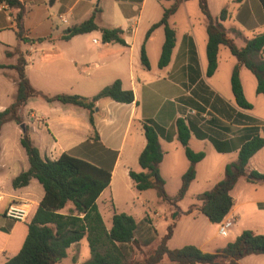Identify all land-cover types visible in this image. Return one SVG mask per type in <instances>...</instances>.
I'll list each match as a JSON object with an SVG mask.
<instances>
[{"label":"crops","instance_id":"obj_1","mask_svg":"<svg viewBox=\"0 0 264 264\" xmlns=\"http://www.w3.org/2000/svg\"><path fill=\"white\" fill-rule=\"evenodd\" d=\"M21 1L27 8L24 19L27 36L47 40L32 45L21 42L14 31L13 13L0 0L1 64L14 65L17 61V56H7V51L13 52L15 48H19L26 52L27 76L34 88L48 96L68 93L90 98L96 95H93L94 89H103L116 80L122 82L125 90L134 92L133 103H119L108 98L97 102L94 114L96 132L92 130L87 112L74 106L49 103L43 98L41 100L45 104L41 105V102L33 101L36 99L34 98L28 101L22 111L23 116L28 115V121L32 119L43 124L47 130V135H43L40 127L34 125L29 129L42 157L55 160L66 153L111 171V183L97 201L105 222L100 203L103 204L105 194L110 193L108 222H105L108 229L112 226L115 211L127 213L137 222L150 216L152 226H160V221L146 211L147 200L141 201L144 209L137 216L134 203L121 200L122 188L114 189L115 180L123 177L125 188L131 186L137 190L129 172L142 171L139 156L146 146L143 121L152 119L171 132L170 141L160 138L164 152L160 171L166 185L168 178L164 173V166L174 163L178 155H174V151H179L180 146L179 153L185 152L175 134V123L179 117L185 118L192 130L190 148L206 154L197 167L207 159L208 153L216 152L222 156L223 162L218 170L221 168L223 174L214 182V186L223 179L226 165L237 160L240 148L248 139L255 135L264 138V96L257 94V80L252 72L245 66L240 69L241 83L247 100L253 106L252 110H243L236 105L231 75L238 60L231 54L226 65H222L221 54L225 46L220 48L215 74L212 77L206 76L207 19L204 20L199 15L201 10L198 0L197 9L195 0H182L177 12L169 19L170 26L176 30V46L169 65L163 69L159 68L158 62L165 42L164 27L157 28L147 40L146 34L162 19L164 10L170 8L174 1ZM208 4L213 17H218L224 8L228 9L229 16L222 24L239 47H244L255 35L264 33V0H243L239 4L236 0H208ZM96 9H99L96 19L98 26L120 28L125 44L100 43L96 38H91L95 31L74 36L68 41L61 39L65 29L82 23ZM143 46L149 58L150 69H146L141 62ZM100 69L97 78H89L93 71ZM17 82L18 74L15 70H0V112L14 102ZM7 124L0 132V264H5L21 250L28 234V223L44 196H35L33 193L32 180L36 179H32L26 187H13L14 179L27 171L30 164L27 166L23 162L20 136L11 144L8 143L9 138L3 140ZM134 127L136 132L132 145L129 146L128 140ZM15 128L19 135L22 131L20 125L17 124ZM198 133L207 138L200 139ZM213 141L219 143L224 151L219 152ZM189 164L187 159V163L180 168L181 179ZM247 171L264 174V147L250 159ZM118 186L122 187L120 184ZM231 195L234 207L223 221L232 222L228 235L219 234L221 223H211L214 229L210 233H203L197 238V242H189L187 245H194L203 252L215 253L233 242L244 230L264 235V219L257 214L260 211L259 205L264 204V183H252L242 178ZM12 203L31 205L27 222L14 221L5 216L6 209ZM63 212H67V209ZM195 212L200 211L196 209L189 214L185 213L184 218L192 217ZM154 216L162 219L158 212ZM176 219L175 228L182 220ZM252 222L258 225L251 226ZM171 240L168 242L169 248L183 247H171ZM160 264L173 263L165 258ZM240 264H264V254L247 256Z\"/></svg>","mask_w":264,"mask_h":264},{"label":"trees","instance_id":"obj_2","mask_svg":"<svg viewBox=\"0 0 264 264\" xmlns=\"http://www.w3.org/2000/svg\"><path fill=\"white\" fill-rule=\"evenodd\" d=\"M6 3L14 16V31L18 39L28 45L42 43L47 38L31 39L27 36L24 19L27 12L21 0H1ZM174 1L166 8L162 19L155 23L147 32L146 40L160 27L165 30V42L158 62L159 68L167 67L171 61L176 46V30L169 24V19L177 12L182 0ZM243 0H236L239 4ZM202 14L207 19V77H212L218 68V58L221 46L229 49L238 60L231 75V87L236 105L243 110H252V104L247 100L240 79V69L245 66L256 77V92L264 96V33L249 39L244 47H239L229 36L223 22L227 20L229 11L224 8L218 17H213L208 0H198ZM99 9L80 24L68 27L61 39L68 41L74 36L100 31L104 43L125 44L123 31L120 28H100L97 23ZM7 56L16 55L14 65L0 63V70L13 69L18 74L17 92L14 102L0 112V132L9 122L23 125L22 111L28 101L43 98L52 103L74 106L85 110L93 132H96L94 114L97 102L108 98L119 103H133L135 95L132 90H125L120 80L104 87L93 97L76 94H57L48 96L31 84L26 69L28 60L26 52L15 48L7 51ZM141 62L150 69V62L145 46L141 50ZM146 146L139 156L141 172L131 170L129 176L139 192L153 190L163 203L177 205L186 196L191 183L196 178V165L206 154L195 152L189 146L192 130L183 117L176 120V136L185 150L190 166L182 177V184L175 196H170L165 188L166 182L161 175L160 164L164 158L160 138L171 140L170 130L160 126L156 121L148 119L142 122ZM201 138L206 135L197 134ZM216 149L223 152L219 143L213 141ZM21 145L24 148L30 168L21 173L13 181L16 189L26 187L32 179H36L43 187L44 196L33 217L28 223V234L19 253L5 264H58L67 257L68 249L87 238L91 258L82 264H160L167 258L173 264H240V261L250 255L264 254V235L252 230H244L233 242L215 253L203 252L194 245L179 249L168 246L175 223H172L167 234L150 249L141 260H133L135 249L150 247L158 240V233L152 226V219L146 216L137 222L135 218L124 212L115 211L112 216V226L108 229L97 201L111 183L112 173L86 160L63 153L58 159L51 160L42 157L39 149L29 135V127L23 132ZM264 147V138L255 135L248 139L240 148L236 161L225 167L224 177L211 190L199 196L201 205L199 211L213 224H220L234 207L231 195L240 179L252 183H264V174L257 171L248 173L247 165L250 159ZM264 209V206L261 205ZM67 209V212H63ZM192 212V208L187 214Z\"/></svg>","mask_w":264,"mask_h":264},{"label":"rangeland","instance_id":"obj_3","mask_svg":"<svg viewBox=\"0 0 264 264\" xmlns=\"http://www.w3.org/2000/svg\"><path fill=\"white\" fill-rule=\"evenodd\" d=\"M195 7L198 5L197 0H195ZM197 9V7H196ZM201 17L205 20V16L200 12ZM97 23V21H96ZM98 25V23H97ZM91 38H96L97 40L103 42L102 40V34L100 31H95L94 33L91 34ZM222 54H221V62L222 65H226V62L228 61L229 57H231V53L227 47L222 48ZM157 60V59H155ZM153 62V59H152ZM156 68V64L154 61V69ZM100 70L93 71L89 78L94 79L97 78L98 73H100ZM108 86V85H107ZM102 89H94L93 95L97 94L100 92ZM68 94V93H64ZM33 101H36L38 103H42L41 105H44L45 102L41 100V98H36ZM40 105V104H39ZM168 105V104H167ZM166 105V107H167ZM23 117V124H27L29 129H31L34 125L36 127H40L43 129V135H47V130L45 129V126L43 124H40L38 122L28 121V115L27 114H22ZM16 123L10 122L7 124V126L4 128V136L3 140L6 138L8 139V143H12L18 136L22 138L23 131H20V134L18 135V131H16ZM21 130V129H20ZM136 129L135 127L132 129V133L129 137L128 140V145L131 146L132 141L134 139ZM29 135L32 139L33 135L29 130ZM48 137V136H47ZM5 143V141H4ZM181 145V144H179ZM21 146V145H20ZM22 147V146H21ZM179 147V146H178ZM181 147V146H180ZM179 147V151L180 148ZM23 151V162L29 166V161L27 154L23 148H21ZM203 150V149H202ZM179 151H174V155L178 154L176 156V160L174 163H168L164 166V173L166 177L168 178L167 180V185H165L167 193L171 196L177 194L178 189L181 187V182L182 179L180 177V168L184 163H187V157L185 155V152L182 154L179 153ZM43 152V151H42ZM209 152V151H208ZM43 154V153H42ZM222 156L217 154L216 152L208 153L207 159L200 164L198 167L196 165V178L195 180L191 183L190 188L181 201L177 203V205H171L168 203H163L160 201L158 198L157 194L153 190L145 191V192H139L138 190H134L135 188H128L124 187V180L123 177H119L115 180V185L114 189L119 190L122 188V196L121 200H127L131 201L134 203V210H137L135 214L138 216L140 212L144 209L143 206H141V201L142 200H147L146 204V211L151 212L153 218L156 220L160 221V226L155 227L157 233H158V240L154 242L150 247L142 248V250H137L135 249V252L132 255L133 260H141L143 257H145L150 249H153L156 247L158 242L161 240V238L167 234L169 226L174 223L175 218L176 221L179 219H182L178 223V227L174 229V236L173 239L170 242L171 247H176V246H187L189 242H195L197 238L200 237L203 233H210L213 229L211 226V222L204 216L201 212H195L192 217L189 218H184L185 213H187L191 208L192 212L196 211L198 207L201 205V202L199 200V196L213 188L214 182L222 177L223 171L222 169L219 168ZM204 160V159H203ZM202 160V161H203ZM201 161V162H202ZM190 165V164H189ZM184 170V169H183ZM222 180V179H221ZM220 180V181H221ZM219 181V182H220ZM118 184L122 185V187H119ZM32 186H33V193L35 196H43L44 195V190L42 185L37 181V180H32ZM124 190V191H123ZM110 193L107 192L104 196L103 204L100 203V206H102L103 214L105 217V222H108V213H107V206L110 204ZM264 206V204H261ZM259 205V214L258 216L261 217V219H264V209L262 206ZM155 212H158L159 215L162 217H155L154 214ZM161 219V220H160ZM251 226L258 225V223H250ZM197 242V241H196ZM68 255L66 258H64L62 261H60L58 264H82L86 261H88L91 258V251L90 247L88 244L87 238L82 239L79 243L71 246L68 251Z\"/></svg>","mask_w":264,"mask_h":264},{"label":"built area","instance_id":"obj_4","mask_svg":"<svg viewBox=\"0 0 264 264\" xmlns=\"http://www.w3.org/2000/svg\"><path fill=\"white\" fill-rule=\"evenodd\" d=\"M94 42L97 43V40H94ZM30 208L31 205L29 203H12L6 209L5 216L14 221L27 222L30 217V212H31ZM231 224H232L231 221H226L221 223L219 225V234L222 236H227Z\"/></svg>","mask_w":264,"mask_h":264},{"label":"water","instance_id":"obj_5","mask_svg":"<svg viewBox=\"0 0 264 264\" xmlns=\"http://www.w3.org/2000/svg\"><path fill=\"white\" fill-rule=\"evenodd\" d=\"M20 127H21V129H22L23 132L26 131V125L25 124L21 125Z\"/></svg>","mask_w":264,"mask_h":264}]
</instances>
